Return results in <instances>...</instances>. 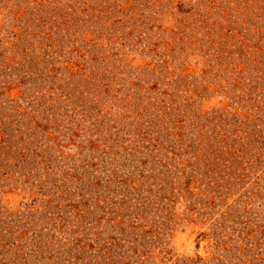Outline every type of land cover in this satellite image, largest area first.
<instances>
[{"label": "rangeland", "instance_id": "1", "mask_svg": "<svg viewBox=\"0 0 264 264\" xmlns=\"http://www.w3.org/2000/svg\"><path fill=\"white\" fill-rule=\"evenodd\" d=\"M0 264H264V0H0Z\"/></svg>", "mask_w": 264, "mask_h": 264}]
</instances>
